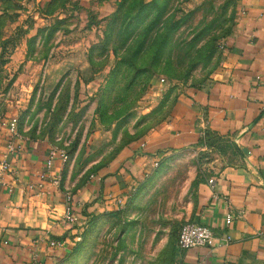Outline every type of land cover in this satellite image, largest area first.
I'll return each mask as SVG.
<instances>
[{
    "label": "rangeland",
    "instance_id": "374dc122",
    "mask_svg": "<svg viewBox=\"0 0 264 264\" xmlns=\"http://www.w3.org/2000/svg\"><path fill=\"white\" fill-rule=\"evenodd\" d=\"M35 1L0 17V118L16 117L23 140L65 151L62 181L75 194L124 165L179 96L217 75L241 0H107L101 12V0ZM209 144L162 159L55 264H172L199 184L234 153L227 140Z\"/></svg>",
    "mask_w": 264,
    "mask_h": 264
},
{
    "label": "crops",
    "instance_id": "0c3cea01",
    "mask_svg": "<svg viewBox=\"0 0 264 264\" xmlns=\"http://www.w3.org/2000/svg\"><path fill=\"white\" fill-rule=\"evenodd\" d=\"M29 1L0 0V15ZM239 6L237 31L217 75L179 96L166 120L126 151L124 165L91 175L74 194L62 181L59 161L40 179L48 145L22 141L23 150L10 158L13 174L7 181L13 191L0 186V264H28L32 251L41 262L55 264L80 240L92 216L118 211L115 201L129 202L132 187L162 159L200 146L206 134L229 141L234 153L231 159L215 158L213 174L199 184L189 217L190 223L211 229L212 244L188 250L182 264H264V0H241ZM4 146L0 133V153ZM66 193L72 195L77 218L73 226L62 220ZM229 211L241 217L227 226ZM49 240L63 242V249L51 248Z\"/></svg>",
    "mask_w": 264,
    "mask_h": 264
},
{
    "label": "built area",
    "instance_id": "2783aa9c",
    "mask_svg": "<svg viewBox=\"0 0 264 264\" xmlns=\"http://www.w3.org/2000/svg\"><path fill=\"white\" fill-rule=\"evenodd\" d=\"M162 81V80H161ZM0 133L5 138V146L0 153V186L5 187L11 193L13 191L12 182H8L7 178L13 174L10 158L20 153L23 150L22 137L18 131V122L16 117L12 118H0ZM55 161H59L60 165H64L67 161V156L64 150L49 148L46 161L45 171L40 174V179H45L46 175L53 168ZM58 179L54 180V183ZM214 180L212 178L207 179V184L213 187ZM65 210L62 220L67 225H76L77 218L73 211V200L70 193L65 194ZM115 205L120 210L124 206V201L117 199ZM241 217V213H233L229 211L225 217V224L228 226L234 219ZM214 235L210 228L205 225L197 223H185L183 224L176 237V256L174 257L172 264H182V255L190 249L197 247H209L212 244ZM229 240L226 237V241ZM48 245L56 250L63 249L64 243L61 241L49 240ZM28 264H46L38 259V256L34 251L30 252Z\"/></svg>",
    "mask_w": 264,
    "mask_h": 264
},
{
    "label": "trees",
    "instance_id": "16d2710c",
    "mask_svg": "<svg viewBox=\"0 0 264 264\" xmlns=\"http://www.w3.org/2000/svg\"><path fill=\"white\" fill-rule=\"evenodd\" d=\"M104 1H107V0H101V2H104ZM0 17H4L2 14L0 15ZM2 23H4V20L3 19H0V25L1 26H3L2 25ZM213 140H216V139H214V138H212L209 134H206L205 135V139H203L201 142H200V144L201 145H210L209 143H211ZM120 210H118V211H112V212H108V213H110V214H113V213H116V212H119ZM103 214V213H102ZM98 215H100V214H98ZM95 216V215H94ZM93 217V216H92ZM82 235H83V233H82ZM75 246V245H74ZM74 249V247L68 252V253H66V255L67 254H69L72 250Z\"/></svg>",
    "mask_w": 264,
    "mask_h": 264
}]
</instances>
